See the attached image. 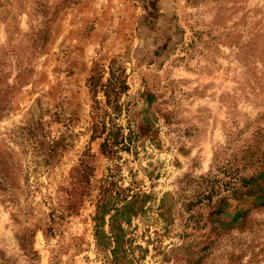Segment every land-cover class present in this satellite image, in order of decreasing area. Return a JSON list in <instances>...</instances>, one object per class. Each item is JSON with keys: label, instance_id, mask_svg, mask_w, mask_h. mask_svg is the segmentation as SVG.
<instances>
[{"label": "rangeland", "instance_id": "rangeland-1", "mask_svg": "<svg viewBox=\"0 0 264 264\" xmlns=\"http://www.w3.org/2000/svg\"><path fill=\"white\" fill-rule=\"evenodd\" d=\"M263 140L264 0H0V264H264Z\"/></svg>", "mask_w": 264, "mask_h": 264}, {"label": "trees", "instance_id": "trees-1", "mask_svg": "<svg viewBox=\"0 0 264 264\" xmlns=\"http://www.w3.org/2000/svg\"><path fill=\"white\" fill-rule=\"evenodd\" d=\"M114 143L115 142H112L110 145L112 146V144ZM263 145H264V140H263ZM246 153H247L246 163L241 165V167L232 166V168L228 169V174H227L228 181L226 182L227 185L223 184L225 185V187L223 188H221L222 187L221 184L216 185V188H213L211 191L212 193H215L214 195H217L219 192L224 191L226 188L234 189L238 186H243V182L246 179H250L254 174L264 169V150H263V154H261L258 159H252L254 157L252 155L254 154V152H252L251 148L246 149ZM257 163L258 166L255 169L249 170L251 167H254ZM245 170L249 172L243 174V171ZM213 178H214L213 181H215L216 183L219 182L216 180V177Z\"/></svg>", "mask_w": 264, "mask_h": 264}]
</instances>
